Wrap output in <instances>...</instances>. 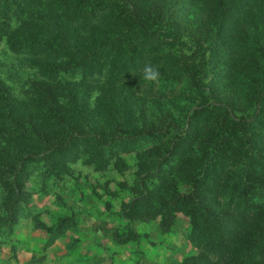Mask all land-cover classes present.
I'll return each mask as SVG.
<instances>
[{"label":"trees","instance_id":"obj_1","mask_svg":"<svg viewBox=\"0 0 264 264\" xmlns=\"http://www.w3.org/2000/svg\"><path fill=\"white\" fill-rule=\"evenodd\" d=\"M0 44V228L24 208L28 179H49L77 146L100 163L160 140L154 169L178 161L160 227L185 214L200 251L183 264H264V0H0ZM146 64L157 81L144 80ZM136 84L196 108L180 106V126L165 110L135 119L121 93ZM92 85L108 94L97 109Z\"/></svg>","mask_w":264,"mask_h":264},{"label":"rangeland","instance_id":"obj_2","mask_svg":"<svg viewBox=\"0 0 264 264\" xmlns=\"http://www.w3.org/2000/svg\"><path fill=\"white\" fill-rule=\"evenodd\" d=\"M4 51L0 44V63L6 58ZM228 74L220 75L219 88L226 85ZM128 90L121 96L135 119L165 110L180 126V106H184L180 115L196 108L194 101L166 104L156 95L148 97L137 84ZM88 94L93 109L100 96L101 103L108 97L94 85ZM153 143L138 139L126 148L113 147L100 163L85 146H77L73 157L56 165L49 179L43 170L31 176L23 186L24 208L14 210L16 220L11 227L0 228V264H183L198 255L185 214L177 213L169 230L160 227L165 214L160 200L167 183L176 179L170 166L178 161L155 170L159 159L153 149L163 141ZM178 187L183 190V184ZM3 190L0 186V215L4 214ZM143 194L148 195V202L142 210L125 213L127 204Z\"/></svg>","mask_w":264,"mask_h":264},{"label":"clouds","instance_id":"obj_3","mask_svg":"<svg viewBox=\"0 0 264 264\" xmlns=\"http://www.w3.org/2000/svg\"><path fill=\"white\" fill-rule=\"evenodd\" d=\"M142 73H143L144 80L150 81V82L157 81L160 77L159 68L152 64L144 65L142 69Z\"/></svg>","mask_w":264,"mask_h":264}]
</instances>
